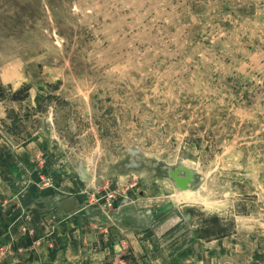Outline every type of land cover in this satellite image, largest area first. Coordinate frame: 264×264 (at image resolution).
Wrapping results in <instances>:
<instances>
[{
	"label": "rangeland",
	"instance_id": "374dc122",
	"mask_svg": "<svg viewBox=\"0 0 264 264\" xmlns=\"http://www.w3.org/2000/svg\"><path fill=\"white\" fill-rule=\"evenodd\" d=\"M0 86V142L41 146L0 148V218L57 176L84 207L70 264H264V0H0Z\"/></svg>",
	"mask_w": 264,
	"mask_h": 264
},
{
	"label": "crops",
	"instance_id": "0c3cea01",
	"mask_svg": "<svg viewBox=\"0 0 264 264\" xmlns=\"http://www.w3.org/2000/svg\"><path fill=\"white\" fill-rule=\"evenodd\" d=\"M40 147V143L36 140L14 150L10 144L0 142V148L8 149L5 152H12L11 163L17 166L26 164L27 161H29L27 164L32 163L38 158ZM4 155L3 153L0 157ZM35 175L29 177L33 179V185L28 192L12 195L13 197L3 200V204L10 202L14 206L6 219L0 218V245H16L22 251L26 248L27 255L21 256L27 259L32 248L28 244V238L36 239L38 246L34 248L37 258L30 264H70L84 259L83 252L86 248H83L82 241L86 229L82 221L84 215L81 213L84 207L81 206L82 199L73 195L77 183L75 186L65 182L60 183L61 179L54 176V187L40 191L37 183L34 182L37 181ZM52 245L55 249L50 248Z\"/></svg>",
	"mask_w": 264,
	"mask_h": 264
},
{
	"label": "trees",
	"instance_id": "16d2710c",
	"mask_svg": "<svg viewBox=\"0 0 264 264\" xmlns=\"http://www.w3.org/2000/svg\"><path fill=\"white\" fill-rule=\"evenodd\" d=\"M10 99L12 101H17V102H24L28 97H29V86L26 85L25 87H23L22 89L16 91L15 93H13L12 95H10ZM9 99V95L7 96V93L2 89V87L0 86V101L4 100V99ZM43 99V95H41V93H39L37 95V97L35 98V102L37 104V108L41 109V100ZM14 111H11V113H13ZM11 113L8 114V116H11ZM11 118V117H10ZM35 138V137H34ZM34 138L30 137V140L28 141H24V145L29 143L30 141H32Z\"/></svg>",
	"mask_w": 264,
	"mask_h": 264
},
{
	"label": "water",
	"instance_id": "95a60500",
	"mask_svg": "<svg viewBox=\"0 0 264 264\" xmlns=\"http://www.w3.org/2000/svg\"><path fill=\"white\" fill-rule=\"evenodd\" d=\"M185 169V171H187V178L185 179V182H182L181 184L182 185H180V180L178 179V177L175 175L174 177H175V179H176V185L178 186V187H184L185 188V184L188 182V181H192V175H193V172L190 170V169H188V168H184Z\"/></svg>",
	"mask_w": 264,
	"mask_h": 264
},
{
	"label": "bare ground",
	"instance_id": "6f19581e",
	"mask_svg": "<svg viewBox=\"0 0 264 264\" xmlns=\"http://www.w3.org/2000/svg\"><path fill=\"white\" fill-rule=\"evenodd\" d=\"M177 177H178V179L181 181V182H180V185H182L181 183H182V182H185V178H184V176H177ZM187 177H188V176H187ZM187 177H186V178H187ZM188 183H189V181H188ZM185 185H187V184H185Z\"/></svg>",
	"mask_w": 264,
	"mask_h": 264
},
{
	"label": "flooded vegetation",
	"instance_id": "af4514ba",
	"mask_svg": "<svg viewBox=\"0 0 264 264\" xmlns=\"http://www.w3.org/2000/svg\"><path fill=\"white\" fill-rule=\"evenodd\" d=\"M187 184V183H186ZM189 184V183H188Z\"/></svg>",
	"mask_w": 264,
	"mask_h": 264
}]
</instances>
